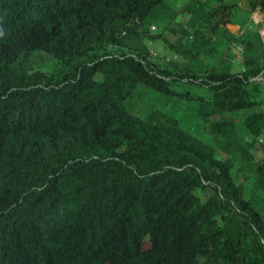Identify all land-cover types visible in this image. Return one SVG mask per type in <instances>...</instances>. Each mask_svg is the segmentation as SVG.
Listing matches in <instances>:
<instances>
[{"label":"trees","instance_id":"1","mask_svg":"<svg viewBox=\"0 0 264 264\" xmlns=\"http://www.w3.org/2000/svg\"><path fill=\"white\" fill-rule=\"evenodd\" d=\"M166 1L0 0V264H264V0ZM139 87L196 101L212 142L136 115Z\"/></svg>","mask_w":264,"mask_h":264},{"label":"rangeland","instance_id":"2","mask_svg":"<svg viewBox=\"0 0 264 264\" xmlns=\"http://www.w3.org/2000/svg\"><path fill=\"white\" fill-rule=\"evenodd\" d=\"M188 1L189 0H186V2ZM166 4L170 7L176 8L175 6L180 3H177L175 0H167ZM170 19H172V17ZM174 20L180 22L183 20V18L181 19V17L178 16ZM158 30H159V26L157 27V29H154L152 31L156 32ZM189 41H190L189 38L186 37L185 43L189 44ZM146 42L148 45L157 46L159 49L161 48V45L165 47V45L162 42L157 40L146 41ZM159 51H161V49ZM166 51H167V55H160L163 57V59L165 58L166 61L172 60L173 58H176L178 60H183L182 56L173 53L170 49ZM234 52L236 53L237 50H235ZM174 87L177 90L186 89L188 92L191 93H204V88L194 83H188L187 81L178 82L175 84ZM138 90L142 92L141 93L142 96H141V100L137 105V111L135 113L136 115L142 117L147 112L153 109H160L163 111H167L180 119L181 125L184 129L192 132L194 135L198 137L204 138L205 140L212 142L211 136L204 131V124L202 122V119L196 113L197 105H198L196 104V101H186L178 96H172L169 93L158 92L149 87H139ZM235 128L238 131L239 138H241L242 140H247L246 131L243 128L240 120H235ZM255 154L258 157L263 156V152L260 147L258 146L256 147ZM235 159L236 162H239L237 155H235Z\"/></svg>","mask_w":264,"mask_h":264},{"label":"crops","instance_id":"3","mask_svg":"<svg viewBox=\"0 0 264 264\" xmlns=\"http://www.w3.org/2000/svg\"><path fill=\"white\" fill-rule=\"evenodd\" d=\"M177 3H180V4H177L175 7H180L184 4H186V0H175ZM182 1V2H181ZM226 1H232V0H226ZM237 2V5L239 7V9L241 10H248V0H234ZM235 18V22L233 23H229L226 25L227 29L237 35L239 34L241 31H242V26H241V23L240 21H238L239 19V16L237 15ZM249 18V17H248ZM247 18V19H248ZM246 19V20H247ZM161 21L162 19L161 18H156L153 25H155L156 27L159 26L161 24ZM249 28H251L253 31H257L256 28L251 24V22L249 23ZM150 50L154 53V54H157V55H167V51L168 50L167 48H165L163 45H161V51H159L160 49L157 47V46H151V45H148ZM238 49L240 48V46L237 47ZM159 52V53H158ZM240 52L239 50L232 56V62H233V69L235 70H240L242 69V58H240L239 56Z\"/></svg>","mask_w":264,"mask_h":264},{"label":"built area","instance_id":"4","mask_svg":"<svg viewBox=\"0 0 264 264\" xmlns=\"http://www.w3.org/2000/svg\"><path fill=\"white\" fill-rule=\"evenodd\" d=\"M250 22L264 39V11H262L259 7L254 8L250 12ZM151 29L154 30L157 29V27L155 25H151ZM239 56L242 58L241 53Z\"/></svg>","mask_w":264,"mask_h":264}]
</instances>
